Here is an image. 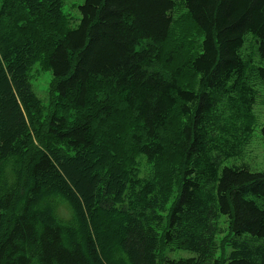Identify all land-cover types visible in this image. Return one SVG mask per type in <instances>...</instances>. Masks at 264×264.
I'll list each match as a JSON object with an SVG mask.
<instances>
[{"label":"trees","instance_id":"16d2710c","mask_svg":"<svg viewBox=\"0 0 264 264\" xmlns=\"http://www.w3.org/2000/svg\"><path fill=\"white\" fill-rule=\"evenodd\" d=\"M62 3L0 0V264H264V169L222 165L264 86V0H84L75 27ZM179 9L200 37L173 66ZM221 217L232 249L215 256ZM169 243L195 255L161 254Z\"/></svg>","mask_w":264,"mask_h":264},{"label":"rangeland","instance_id":"374dc122","mask_svg":"<svg viewBox=\"0 0 264 264\" xmlns=\"http://www.w3.org/2000/svg\"><path fill=\"white\" fill-rule=\"evenodd\" d=\"M84 0H63L62 11L69 18L68 25L75 27L78 24L80 18V11L78 6L83 3ZM200 37L199 32L192 24L188 14L185 10L179 9L177 11V18L171 28V33L166 41V51L173 50L171 58H174L173 66L178 64L184 58L192 55L194 46L198 42ZM254 40L250 35L246 36L245 42L242 48V53L252 56L254 63L257 62L256 54L253 50ZM166 53L162 55V61L166 62ZM160 65H163V62ZM29 81L34 94L40 99L44 110L42 119L52 108L50 106V87L52 81L51 70L48 69L43 61L37 60L29 69ZM181 80L187 85L197 87V76L189 71L183 72ZM257 92L255 103L252 107V113L254 116V125L252 126V132L249 135L248 141L243 147V151L240 155L226 159L222 165H237L246 163L254 171H262L264 169V142L261 139L260 127L264 123V86L260 83L255 84ZM135 168L138 174H147L150 171L151 165L147 163L144 157L139 155L135 159ZM58 216L63 219L61 212L64 216L68 214L66 206L59 204ZM68 217V216H67ZM66 218V217H64ZM218 232L216 234L217 249L215 256L227 255L232 246L226 243L225 236L228 233L227 222L221 217L217 221ZM161 254L170 258L178 259L194 256L195 253L189 249L181 248L176 243H169L162 245ZM159 253V254H160Z\"/></svg>","mask_w":264,"mask_h":264}]
</instances>
